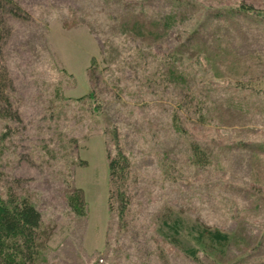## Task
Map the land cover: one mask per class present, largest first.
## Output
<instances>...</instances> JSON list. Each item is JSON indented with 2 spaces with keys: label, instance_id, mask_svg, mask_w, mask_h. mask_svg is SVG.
<instances>
[{
  "label": "rangeland",
  "instance_id": "rangeland-1",
  "mask_svg": "<svg viewBox=\"0 0 264 264\" xmlns=\"http://www.w3.org/2000/svg\"><path fill=\"white\" fill-rule=\"evenodd\" d=\"M15 2L0 194L41 212L35 264H264V0ZM108 150L128 157L123 213Z\"/></svg>",
  "mask_w": 264,
  "mask_h": 264
},
{
  "label": "trees",
  "instance_id": "trees-1",
  "mask_svg": "<svg viewBox=\"0 0 264 264\" xmlns=\"http://www.w3.org/2000/svg\"><path fill=\"white\" fill-rule=\"evenodd\" d=\"M3 3L9 5L13 15L18 16L21 7L15 0H0V7ZM0 8V9H1ZM2 36H0V43ZM12 81L2 57V44H0V115L18 118L16 110H12L10 92ZM92 93V92H91ZM89 96H92L90 94ZM120 149V148H118ZM198 149V148H195ZM110 189L108 196L109 208L113 210V200L120 198L121 213H123V195L119 190L122 174L127 171L128 157L123 150H118L114 155L107 151ZM72 192V191H71ZM70 193V192H69ZM68 194L71 207L78 214H85L87 208L82 191L77 190ZM42 222L41 212L27 196H20L16 193H9L6 198L0 194V264H35L37 261V242L39 228ZM178 224V223H177ZM178 225L174 230L178 232ZM208 241L215 247H223L229 240L228 233L220 228L203 227L199 229L196 236L197 243ZM178 245V240H174ZM187 254L196 256V247L185 248ZM57 264V263H50Z\"/></svg>",
  "mask_w": 264,
  "mask_h": 264
}]
</instances>
